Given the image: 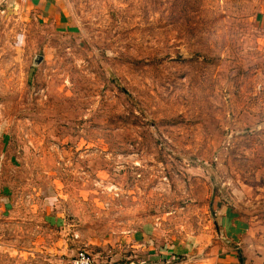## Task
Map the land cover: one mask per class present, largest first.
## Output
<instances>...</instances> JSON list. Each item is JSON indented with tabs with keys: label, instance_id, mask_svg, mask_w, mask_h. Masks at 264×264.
Returning <instances> with one entry per match:
<instances>
[{
	"label": "rangeland",
	"instance_id": "obj_1",
	"mask_svg": "<svg viewBox=\"0 0 264 264\" xmlns=\"http://www.w3.org/2000/svg\"><path fill=\"white\" fill-rule=\"evenodd\" d=\"M59 1L0 0V264H184L264 213V0Z\"/></svg>",
	"mask_w": 264,
	"mask_h": 264
},
{
	"label": "crops",
	"instance_id": "obj_2",
	"mask_svg": "<svg viewBox=\"0 0 264 264\" xmlns=\"http://www.w3.org/2000/svg\"><path fill=\"white\" fill-rule=\"evenodd\" d=\"M23 2L33 10H43L54 18H58L57 15H65L61 11L64 6L59 0H23ZM262 188L264 192V184ZM235 198L238 199L237 196ZM244 203H247L245 199ZM258 214L260 216H257ZM214 224L217 230L212 235L192 237L194 242L188 239V243L182 242L181 250L185 254L182 253L181 256L186 259L184 264H264V213L262 210L248 213L246 217L232 208L222 209L220 213L217 212ZM138 234L137 237L148 236L147 231ZM191 244H195L196 248H192ZM149 249L152 250L150 252H154L150 254V257H155L153 260L156 264L157 258L165 260L167 264H172V261L177 258L168 249L155 251L152 246ZM156 249L159 248L156 246Z\"/></svg>",
	"mask_w": 264,
	"mask_h": 264
},
{
	"label": "built area",
	"instance_id": "obj_3",
	"mask_svg": "<svg viewBox=\"0 0 264 264\" xmlns=\"http://www.w3.org/2000/svg\"><path fill=\"white\" fill-rule=\"evenodd\" d=\"M71 264H92V260L88 253L80 251L72 260Z\"/></svg>",
	"mask_w": 264,
	"mask_h": 264
}]
</instances>
